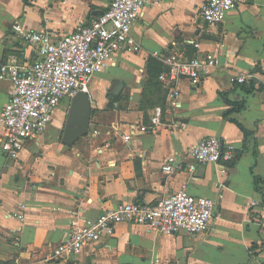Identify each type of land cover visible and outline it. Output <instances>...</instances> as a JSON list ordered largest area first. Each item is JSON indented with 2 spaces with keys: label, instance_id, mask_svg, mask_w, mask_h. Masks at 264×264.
Wrapping results in <instances>:
<instances>
[{
  "label": "crops",
  "instance_id": "0c3cea01",
  "mask_svg": "<svg viewBox=\"0 0 264 264\" xmlns=\"http://www.w3.org/2000/svg\"><path fill=\"white\" fill-rule=\"evenodd\" d=\"M109 1L0 0V63L9 55L18 66L37 59L38 45L25 43L13 24L55 38L87 24ZM205 1L142 9L130 31L138 50L124 45L91 77L87 134L73 144L62 142L68 112L64 118L61 107L69 111L70 99L16 159L7 158L0 128V264H264V0H242L217 25L200 18ZM170 52L214 53L220 65L197 86L181 78L179 95L170 100L173 84L158 80L162 56ZM248 74L252 91L249 83L230 81ZM9 89L0 80V111ZM235 104L243 107L232 111ZM207 137L233 145L234 159L197 165L194 172L161 171L169 156L187 163L189 149ZM255 178L262 181L256 185ZM181 189L215 200L206 232L161 235L119 223L112 236L87 243L79 254L53 258L73 216L93 220L119 204L151 205Z\"/></svg>",
  "mask_w": 264,
  "mask_h": 264
},
{
  "label": "built area",
  "instance_id": "2783aa9c",
  "mask_svg": "<svg viewBox=\"0 0 264 264\" xmlns=\"http://www.w3.org/2000/svg\"><path fill=\"white\" fill-rule=\"evenodd\" d=\"M166 1L110 0L106 10L87 24L55 38L48 33L30 32L20 23L13 24L14 32L25 43L36 44L38 48L37 59L30 66H18L15 55L7 56L0 63V80L10 82L8 100L0 111V128L6 131L7 158H18L25 142L46 130L62 100L71 99L78 92L87 93L91 77L102 71L124 45L138 50L130 35L134 22L147 4ZM241 2L206 0L199 8L200 18L206 24L217 25ZM193 46L199 47L197 43ZM162 61L165 70L159 74L158 80L162 84H173L168 91L170 100L178 97L176 83L181 78L197 86L220 65L216 54L208 52L191 57L170 52L162 56ZM252 78L253 74H248L232 77L230 81L241 85L249 83ZM234 152V146L224 145L220 138H203L189 149L187 163L169 156L163 161L161 171L164 174L194 172L197 165L230 161L234 159ZM261 192L264 194V188ZM215 207V200L195 197L181 189L151 205L137 202L119 204L93 220L75 215L69 224V235L56 245L53 258L79 254L87 243L112 236L119 223L148 226L161 235H175L182 231L203 233L209 229ZM23 217V213L18 214L20 220ZM250 257L256 261L251 251Z\"/></svg>",
  "mask_w": 264,
  "mask_h": 264
},
{
  "label": "water",
  "instance_id": "95a60500",
  "mask_svg": "<svg viewBox=\"0 0 264 264\" xmlns=\"http://www.w3.org/2000/svg\"><path fill=\"white\" fill-rule=\"evenodd\" d=\"M119 84V83H118ZM68 116L62 136V142L71 145L75 140L87 134L91 104L86 92H78L70 99Z\"/></svg>",
  "mask_w": 264,
  "mask_h": 264
},
{
  "label": "trees",
  "instance_id": "16d2710c",
  "mask_svg": "<svg viewBox=\"0 0 264 264\" xmlns=\"http://www.w3.org/2000/svg\"><path fill=\"white\" fill-rule=\"evenodd\" d=\"M188 57H191V55H188ZM161 71H163V70H159V72H161ZM246 89L248 91H252V89H253V80H251L249 82V84H247ZM242 107H243V104H235V106L232 108L233 109L232 111H237V110L241 109ZM228 113H229V111H228ZM261 181H262L261 179L258 180L257 178H255V184L256 185H258V183L261 182ZM258 249H259V245H255V244L252 245L251 248H250V251L253 252V257H255V258L257 257V254H258L257 250Z\"/></svg>",
  "mask_w": 264,
  "mask_h": 264
},
{
  "label": "rangeland",
  "instance_id": "374dc122",
  "mask_svg": "<svg viewBox=\"0 0 264 264\" xmlns=\"http://www.w3.org/2000/svg\"><path fill=\"white\" fill-rule=\"evenodd\" d=\"M61 108H63L62 110L65 112L64 113V118H66L67 112H68V108H65V107H61Z\"/></svg>",
  "mask_w": 264,
  "mask_h": 264
}]
</instances>
